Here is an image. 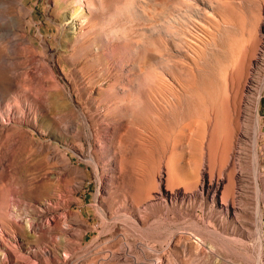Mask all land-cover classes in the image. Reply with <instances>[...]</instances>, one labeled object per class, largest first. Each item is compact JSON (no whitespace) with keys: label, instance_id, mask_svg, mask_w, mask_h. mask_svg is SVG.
Returning a JSON list of instances; mask_svg holds the SVG:
<instances>
[{"label":"rangeland","instance_id":"rangeland-1","mask_svg":"<svg viewBox=\"0 0 264 264\" xmlns=\"http://www.w3.org/2000/svg\"><path fill=\"white\" fill-rule=\"evenodd\" d=\"M73 1L0 0V264H264V0Z\"/></svg>","mask_w":264,"mask_h":264},{"label":"bare ground","instance_id":"bare-ground-1","mask_svg":"<svg viewBox=\"0 0 264 264\" xmlns=\"http://www.w3.org/2000/svg\"><path fill=\"white\" fill-rule=\"evenodd\" d=\"M73 2H74V4H76L75 6L78 7L79 9L76 10L72 15L79 14L81 12L80 11V8L83 7L84 4H83L82 0H74ZM261 60L260 61L257 60L255 63L256 64L257 63L259 64L261 62ZM250 78H251L250 80H251L252 84L255 83L256 86L259 85V89H256L257 91L255 92V94H256L255 99H250L248 97L247 100H245V101H247L246 102L247 103L246 104L247 107L245 108L246 109V111H245L246 112V116H244L245 119H244L243 123H240V124L238 123V125H237V131L238 132L237 131L236 132H237V141L245 140L244 137L247 136V138L249 139V141L252 140V143H253L254 147L257 148V143H258L257 142V139H258L259 129H260V126H259L260 125V122H259L258 104H259V99H260V96H261V93H262V88L264 86V83L262 84L258 80V78L256 76L250 77ZM240 112H242V113L245 114L244 110H242ZM237 113H239V111H237ZM198 116H199V118L202 119V116L203 115L199 114ZM242 117H243V115H242ZM235 153H236V151H235ZM256 157H257V155H256ZM256 162H257V160H256ZM212 173H213V171L211 173L209 171V180H208L209 182L207 181L206 174H203V176H202L203 181L201 183L202 184L201 190L207 192L209 195H211L213 198H215V196H217V194L220 191V188H221V185H222V177H221V175H219L218 178H214V176H212L213 175ZM171 178H172V176H171ZM171 181H172V179H170L169 182H171ZM167 194L170 195V196H172V198L177 197L176 195H174V194L171 195L168 192H167ZM221 199H222L221 203L223 205H227L224 208L226 210L225 212H227L229 214L230 211H231V209L228 207V204H226L225 196L222 195V198ZM234 211H236V213H237V209H235ZM35 220H37V219H35ZM31 223H32V221H31ZM259 228H261L260 221H259Z\"/></svg>","mask_w":264,"mask_h":264}]
</instances>
